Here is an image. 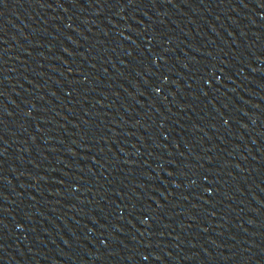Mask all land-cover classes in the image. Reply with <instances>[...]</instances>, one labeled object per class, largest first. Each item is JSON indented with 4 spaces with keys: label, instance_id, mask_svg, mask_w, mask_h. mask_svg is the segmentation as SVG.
<instances>
[{
    "label": "water",
    "instance_id": "obj_1",
    "mask_svg": "<svg viewBox=\"0 0 264 264\" xmlns=\"http://www.w3.org/2000/svg\"><path fill=\"white\" fill-rule=\"evenodd\" d=\"M0 264H264V0H0Z\"/></svg>",
    "mask_w": 264,
    "mask_h": 264
}]
</instances>
